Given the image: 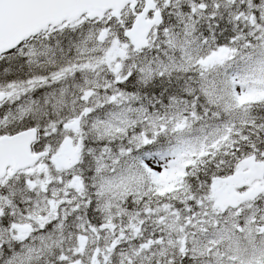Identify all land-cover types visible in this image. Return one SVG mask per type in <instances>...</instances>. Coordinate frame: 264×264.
I'll return each instance as SVG.
<instances>
[{
  "label": "rangeland",
  "instance_id": "obj_1",
  "mask_svg": "<svg viewBox=\"0 0 264 264\" xmlns=\"http://www.w3.org/2000/svg\"><path fill=\"white\" fill-rule=\"evenodd\" d=\"M259 5L256 21H253L255 15L246 19L252 21L251 27H248L251 31L249 32L250 39L246 40L237 51L234 48L210 43L209 39L205 40L198 33H194L191 28V22L194 19H186L185 24H181L180 28L169 24L170 26L160 33L163 43L160 44L161 49L156 52V55L159 56L163 52L162 55L152 60L150 57L144 58L147 54H151L152 48L147 53L146 50L141 53L136 52L131 44L122 39L125 29L121 30L115 21L106 19L98 26L97 22L94 23V28L79 41V45H82V54L80 52L77 54L74 65L68 70L78 71L80 83L77 84V79L74 81L75 84L58 81L49 83L56 90L52 100L55 112L62 106L65 109L78 106L85 116L81 118L77 114H70L59 118V121L62 120V127L67 125L74 129L71 130L72 136L81 130L77 128V125L73 128L72 123L85 122L86 131L92 130L94 123H97L96 127L106 137L123 132L136 117L142 116L143 110L140 105H131L126 92L117 86V82L106 84L104 89L106 96L102 97H94L95 91L90 86L87 87L88 82H85L96 77V82L100 84L105 75L115 79L124 69L132 66L134 60H136L135 68H141L143 74L147 76L157 71L165 73V71L173 72L191 67L198 68L197 88L205 93L206 98L210 99L208 101L214 104V110L211 112L220 111L221 115L213 118V122L208 125L198 124L189 132L174 139L166 148L151 152L143 158L140 156L137 161H134L135 157H132V154L121 161L118 160L119 148L117 150L109 148L103 153L102 148L95 151L94 156H102L103 161L100 160V163L104 162V172L96 173L97 177L94 178L98 182L96 184L98 195L94 199L99 203L103 212L102 216L101 212L96 211L97 225H94L93 221L88 218L87 211L88 213L93 211L88 207L84 208V198L80 195L83 180L77 174L75 166L78 163L77 157L81 149L74 143L71 145V142L62 143V148L49 160L48 175L44 178L32 179V187H34L32 191L37 188V193L31 195V203L33 205L35 200L36 207L31 208L30 212L32 218H38L43 223L37 225V221L33 222L37 231L17 238L18 241H22L23 238L32 236L31 245L25 242L21 246L30 254L29 264H32L41 249L43 233L40 227L45 229V237L46 233L47 236L53 235V240H48L47 247L48 251L54 253L68 252L72 249L75 245L74 237L82 251L86 249V244L92 237L99 243L106 242L107 248L111 247V238L112 245L118 250L120 243L126 240L127 230L135 235L140 232L141 227L139 223L124 228L130 214L125 209L124 201L118 198L120 193L133 192L134 199L147 194L154 201L168 194H171L170 199L172 195L179 198L186 191L183 173L186 164L192 161L193 156L221 147L226 148L232 142L243 121L239 116L240 107L244 108L264 98V0H259ZM172 31L175 33L171 34ZM65 71L67 70L56 74L54 78L59 77ZM44 87L45 82L37 80L30 86L17 87L20 89L15 92V95L19 103H23L22 107L30 108L31 91ZM242 161L240 164L237 162L232 175L216 183L213 197L214 208L210 209L205 216L211 218L212 214L216 215V220L209 222L212 223L211 226L201 228L199 222L196 224L191 219L186 220L184 218L187 215L186 203L181 205V212L175 211L174 213L168 208L162 215L152 208L149 211L150 217L148 215L147 217L153 222L162 223V228L159 230L161 236L156 235L154 239L148 238L141 241L138 246L144 249L143 254L153 251L159 255L173 246H179L184 253L190 247L194 254L208 257L205 261L191 262V264L222 262L225 260L226 253L238 258L233 259L232 264H264V215L261 217L262 223L258 226L248 224L246 221L243 231L237 228V223L229 225L234 208L240 204L246 210H251L252 215L257 214L251 202L244 199L243 192H240L239 185L241 184L238 183V174L244 170L245 160ZM61 170V176L70 175L68 181H63L62 187L60 186L62 184H59ZM257 187L262 188L264 192V182ZM250 189L247 188V191ZM61 205L63 213L58 228L64 225V221L66 224L71 219L74 221L77 217L83 218V213L90 224L79 222L83 224L81 232L72 233V240L69 244L58 249L63 239L59 233H54L55 223L58 220H53V218L60 211ZM141 207L134 202V208L139 210ZM205 210L203 208V211ZM140 216L132 214L129 217L133 219ZM243 219L244 215L242 219L240 218V225H243ZM100 221H104L101 222L103 227H98ZM71 225L70 223L67 229L63 228L64 234L69 235ZM163 236H166L165 241H163ZM2 247L0 244V254ZM32 248H35L33 253ZM19 254L22 255L23 250L19 252L15 249L14 258H20ZM53 258L55 257L51 256V261ZM120 258L118 257L117 264ZM137 258L144 261V256ZM85 261V263H80L77 256L72 262H63V264H99L94 253L86 252ZM105 263H110L108 253Z\"/></svg>",
  "mask_w": 264,
  "mask_h": 264
},
{
  "label": "trees",
  "instance_id": "obj_2",
  "mask_svg": "<svg viewBox=\"0 0 264 264\" xmlns=\"http://www.w3.org/2000/svg\"><path fill=\"white\" fill-rule=\"evenodd\" d=\"M93 21L88 19H83L82 22L73 27L71 32L61 31L59 33L58 29H52L41 33L36 39L26 42L22 48L8 54L4 59L6 61L4 64L0 65V76L9 77L11 81L17 83H29L32 80L48 77L49 74H53L54 70H58L56 66L58 60L68 61L71 59L75 52V48H79V41L84 38L87 32L91 31L94 28ZM102 22H97V26ZM251 21L247 20H238L233 21L230 19L226 20H213L210 21L209 28L206 27L204 21L198 22V33L199 36L203 38H212V40L221 43L222 37H228L229 39L234 38V34L239 35L237 37L236 44L241 45L243 40V35L247 37V25ZM240 37V38H239ZM38 40L39 46H44V49L40 50V53L37 55V59L29 58L28 52L26 53L27 46H32L34 41ZM161 37H158V41H161ZM35 50L39 47H34ZM237 49L240 46L236 47ZM48 58L46 60H41L43 58ZM146 57V56H145ZM144 57V58H145ZM40 58V59H39ZM136 60L132 62L130 68L132 71L128 74L125 82H121L120 77L117 76L115 79L109 75H105V80L116 83L121 90H124L127 95H130V99L133 102L143 106L149 112L159 117H165L168 112L175 113V109L178 106L187 105L190 103L191 97L196 96L200 97L199 94H196L192 91V84L196 83L195 73L192 71L188 72H175L170 75L161 76L158 78H153L147 83L143 82L140 75L136 72ZM52 69L49 73L48 70ZM54 69V70H53ZM135 71V72H134ZM78 84L80 79H77ZM107 85H104L102 88H99L98 91L103 93ZM41 91L39 90L36 96L38 100V106L36 107V112L30 117L29 123L31 126L39 127L41 131L49 133L50 131H55L58 129V114L55 113V110L52 109V92H46L42 97ZM64 107V106H62ZM74 109V108H73ZM64 110V109H62ZM212 110L211 105L207 100L202 97V107L199 105L198 112L200 115L210 113ZM57 112V111H56ZM63 116L66 115L64 111ZM247 118L253 119L258 123H261L264 127V101L258 103L255 107H249L247 110ZM264 131V130H263ZM173 130L169 128L167 124L160 126L157 130H152L144 125H135L129 128L126 135L121 136L113 141H109L106 144L111 148H116V146H121L126 153H140L145 150H153L157 148H162L166 144L170 143V138L173 134ZM137 134H142L137 138ZM139 136V135H138ZM264 137V133L262 134ZM258 142H261V138L256 139ZM98 143H92L85 145V150L81 149L79 159H78V168L81 173L89 178L88 173V164L91 161V154L89 149H98ZM226 160H229L226 157ZM225 163L221 166L225 168ZM218 165L216 162H209L208 158H204L203 161L198 160L194 163L189 171V175L185 176V182L187 184V193L186 199L190 200L188 204V209L191 201H209L213 193V185L215 177L218 176L216 169ZM146 199H150L149 196H143ZM131 198V197H130ZM130 198L126 199L128 207L134 209ZM151 200V199H150ZM163 201H160V204L167 205L170 203L167 197H162ZM176 211L181 212L179 205H174ZM186 210L188 212L189 210ZM148 224L149 220L140 217V219H128L126 227H130L136 224ZM150 229V227H149ZM142 235H148V232L143 231ZM135 241L137 238L134 239ZM129 241H126L121 244V252L117 255H125L126 264H134L132 260L137 259L140 255V250L138 249L136 253L132 252V249L129 247ZM115 247L112 246L109 250L111 262L115 264L114 254ZM101 257L104 259V255L101 252ZM163 254V253H162ZM171 255L165 254L158 256L156 254L151 255L148 259L144 261V264H191L192 258L179 254L177 250H172ZM131 256V259L129 257ZM102 262V261H101ZM123 262V260L121 261ZM142 263V262H141ZM140 263V264H141Z\"/></svg>",
  "mask_w": 264,
  "mask_h": 264
},
{
  "label": "water",
  "instance_id": "obj_3",
  "mask_svg": "<svg viewBox=\"0 0 264 264\" xmlns=\"http://www.w3.org/2000/svg\"><path fill=\"white\" fill-rule=\"evenodd\" d=\"M130 2L133 0H0V55L14 50L49 25L57 26L85 14L91 19L103 18L109 10L113 11L115 17L120 18L122 9ZM128 35L136 48L147 45L148 32L144 30L142 18L138 19L135 28ZM20 142L19 136L9 142H0V147L10 146L13 150L9 159L0 155V162L9 160L32 166L44 155L27 154L24 160L19 159L17 146ZM27 147H30V143ZM256 165L252 163V166Z\"/></svg>",
  "mask_w": 264,
  "mask_h": 264
},
{
  "label": "flooded vegetation",
  "instance_id": "obj_4",
  "mask_svg": "<svg viewBox=\"0 0 264 264\" xmlns=\"http://www.w3.org/2000/svg\"><path fill=\"white\" fill-rule=\"evenodd\" d=\"M163 16L166 10L164 7V0H153ZM235 2L237 0H231ZM146 0H138L135 11L131 7L125 9V17L134 18L137 11H141L145 6ZM236 13V11H235ZM154 13H151V16ZM4 126V124H1ZM1 135V134H0ZM43 145L35 146L33 153L40 152ZM38 164L33 169H26L15 171L12 167L6 168L5 174L0 177V244H4L2 248L7 245L15 244V235L18 230L31 231V225H22L26 214L29 211V203L27 196L30 190V177L31 173L35 172L38 176H43L44 172L41 171ZM3 253V250L1 251Z\"/></svg>",
  "mask_w": 264,
  "mask_h": 264
},
{
  "label": "bare ground",
  "instance_id": "obj_5",
  "mask_svg": "<svg viewBox=\"0 0 264 264\" xmlns=\"http://www.w3.org/2000/svg\"><path fill=\"white\" fill-rule=\"evenodd\" d=\"M74 83V82H73ZM75 84V83H74ZM78 84V83H77Z\"/></svg>",
  "mask_w": 264,
  "mask_h": 264
}]
</instances>
